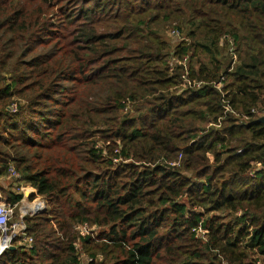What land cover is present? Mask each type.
<instances>
[{
	"label": "trees",
	"instance_id": "1",
	"mask_svg": "<svg viewBox=\"0 0 264 264\" xmlns=\"http://www.w3.org/2000/svg\"><path fill=\"white\" fill-rule=\"evenodd\" d=\"M59 1L0 0V176L49 204L0 264H260L264 0H100L57 28Z\"/></svg>",
	"mask_w": 264,
	"mask_h": 264
},
{
	"label": "rangeland",
	"instance_id": "2",
	"mask_svg": "<svg viewBox=\"0 0 264 264\" xmlns=\"http://www.w3.org/2000/svg\"><path fill=\"white\" fill-rule=\"evenodd\" d=\"M84 1L85 0H61V1H59L56 4L55 10L54 9L48 10L49 17L51 18V20H50L51 23H53L57 28H59V27H61V24L65 23L64 20L67 18L68 15H70V14L78 15V12L82 8H87V6H90L92 8L93 6L96 5V2L101 3L100 0H90L88 3L84 4ZM105 2H107V1H105ZM96 6H100V5H96ZM114 6H118V3L115 4ZM178 22L179 21H172L170 23H167L166 25L164 24L163 29H161V31H163L164 38L169 40L172 47L176 46L175 44H176V41H178V39L173 38V35L171 34V27H173V25H176V26H178L179 24L181 25V23L180 22L178 23ZM174 64H175V61H174ZM188 81H189V78L186 77L184 79V83L182 85L184 88H186V87L188 88L190 86ZM195 84H193V86H195ZM61 87H62L61 90H63V88H66V90H64V92L61 94H53L51 96V99H58V100L62 101V100H65L67 97L71 96L70 91L74 87V83L70 80H65V81L61 82ZM59 89H60V87H58V91H59ZM45 103L47 104V105H45V107H47V108H44V109H47L49 111L48 114L45 115V117H47V118L49 117V119L51 117L55 118V115H54L55 110L60 109V107H62V106H58L57 104L55 105L54 102L48 101V100ZM12 112H14V111H12ZM32 117H34V119L36 120V121H34V126H36V129L39 127L38 128L39 134H34L32 131H30L28 134L30 137H33L34 139L41 140L43 133L47 132L48 129L49 130L53 129L52 125L50 123H47V121H46L47 118H45V117L38 116V115H34ZM25 119L27 121V118H25ZM20 121H22V120H20ZM32 122H33V120H32ZM43 125H45V127H43ZM11 130H13V129H11ZM10 133L12 135H16V136L19 135V133L17 131H11ZM18 141H21V140L19 139ZM100 143H101L100 146H102L103 144L104 145L106 144L103 141ZM33 148L34 147H29V146H22V147L19 146L17 149L30 156L31 154H33L34 150L30 151L29 153H28V150L33 149ZM18 175L22 176V174L20 172H17V171H14L13 169H11V172L9 170L7 174L0 176V196L2 198L6 199L7 197H5V196L8 195L9 191H12L16 194H18L20 192V188L18 187V185L20 184V182H19L20 178H18ZM26 185H28V184L23 183V186H26ZM37 195L38 194H34V193L29 194V192H28V194H27L28 198H26L25 200H23V198H21V200L19 201V204L15 208V214L12 217V222L15 221L16 218H18L20 215H24L25 220H26V217L27 218L34 217V215L39 214V213H34V211H35L34 210V201L38 198H44V197L42 196V197L36 198ZM44 199L47 203L46 205L48 208V205H49L48 201L46 198H44ZM84 225H87V227H89L91 229L90 235L95 239L98 237V235H100L102 233V230L104 229L103 227L96 225V224L92 225V224L88 223V224H83L82 226H84ZM77 230H78L77 231V243H78V246L80 247V253H81L80 257L83 259V261H85V259H88L91 255H89V251H87L85 249V246L83 247L81 237H82V235H85V234L81 233V231H82L81 228L77 229ZM202 232L203 231H201V233ZM24 237L25 238H23V239H17L12 244V246L10 248L15 249V247H17V246H24V248L26 247L27 250L30 249L34 245L33 244L34 240L29 242V238L26 237V235ZM27 238H28V240H26ZM53 242L54 241L52 240L51 243H53ZM29 243H32V244H29ZM103 258L104 257H103L102 253H99L97 255L98 260H103ZM260 264H264V258L261 259Z\"/></svg>",
	"mask_w": 264,
	"mask_h": 264
},
{
	"label": "built area",
	"instance_id": "3",
	"mask_svg": "<svg viewBox=\"0 0 264 264\" xmlns=\"http://www.w3.org/2000/svg\"><path fill=\"white\" fill-rule=\"evenodd\" d=\"M171 34L173 36H178V31L176 29H171ZM174 58L171 59V65L174 64ZM188 57H185L183 59V64L188 63ZM236 60V57H235ZM200 85V84H198ZM217 87L221 88V83L217 85ZM221 90V89H220ZM227 110H229V107H227ZM262 116H264V111L262 112ZM20 175V174H19ZM18 175V178L20 177ZM20 188V192L18 194L23 195V200L28 198L27 194H37V191L34 187L30 186L29 184L26 186H23V183H20L18 185ZM42 197L40 195H37L36 198ZM35 198V199H36ZM19 202L12 204L11 202L7 201L5 198L0 197V255L6 251L11 249L10 247L17 239H23L24 236L29 238V242H31L33 237L27 235L28 225L26 223L24 215H20L18 218H16L15 221L12 222V217L15 214V208ZM46 201L44 198H38L34 201V213H42L47 209ZM82 229V234H89L91 233V229L87 227V225L79 226L78 229ZM28 238L26 240H28ZM32 244V243H29Z\"/></svg>",
	"mask_w": 264,
	"mask_h": 264
},
{
	"label": "water",
	"instance_id": "4",
	"mask_svg": "<svg viewBox=\"0 0 264 264\" xmlns=\"http://www.w3.org/2000/svg\"><path fill=\"white\" fill-rule=\"evenodd\" d=\"M258 121H259V122H262V123L264 124V116L258 118ZM13 249H14V248H13Z\"/></svg>",
	"mask_w": 264,
	"mask_h": 264
},
{
	"label": "bare ground",
	"instance_id": "5",
	"mask_svg": "<svg viewBox=\"0 0 264 264\" xmlns=\"http://www.w3.org/2000/svg\"><path fill=\"white\" fill-rule=\"evenodd\" d=\"M36 209V207H34Z\"/></svg>",
	"mask_w": 264,
	"mask_h": 264
},
{
	"label": "crops",
	"instance_id": "6",
	"mask_svg": "<svg viewBox=\"0 0 264 264\" xmlns=\"http://www.w3.org/2000/svg\"><path fill=\"white\" fill-rule=\"evenodd\" d=\"M1 197V196H0ZM7 200V199H6Z\"/></svg>",
	"mask_w": 264,
	"mask_h": 264
}]
</instances>
